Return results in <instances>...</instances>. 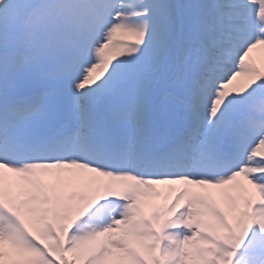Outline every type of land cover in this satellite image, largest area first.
I'll return each instance as SVG.
<instances>
[{"label": "snow or ice", "instance_id": "1", "mask_svg": "<svg viewBox=\"0 0 264 264\" xmlns=\"http://www.w3.org/2000/svg\"><path fill=\"white\" fill-rule=\"evenodd\" d=\"M0 264H264V0H0Z\"/></svg>", "mask_w": 264, "mask_h": 264}, {"label": "rangeland", "instance_id": "2", "mask_svg": "<svg viewBox=\"0 0 264 264\" xmlns=\"http://www.w3.org/2000/svg\"><path fill=\"white\" fill-rule=\"evenodd\" d=\"M169 231L173 232L174 234L180 235V234L186 233L187 230L177 229V230H169ZM181 238H182V235H181ZM165 243H167V242H165Z\"/></svg>", "mask_w": 264, "mask_h": 264}]
</instances>
